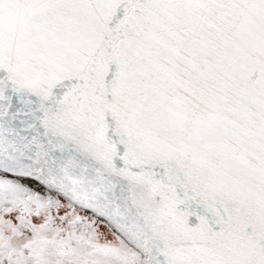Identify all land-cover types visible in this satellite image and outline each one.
I'll return each instance as SVG.
<instances>
[{"label":"snow or ice","instance_id":"6c2138e0","mask_svg":"<svg viewBox=\"0 0 264 264\" xmlns=\"http://www.w3.org/2000/svg\"><path fill=\"white\" fill-rule=\"evenodd\" d=\"M0 264H264V0H0Z\"/></svg>","mask_w":264,"mask_h":264}]
</instances>
